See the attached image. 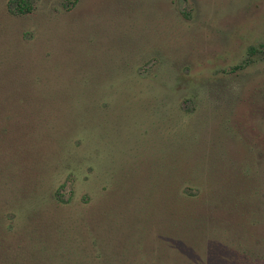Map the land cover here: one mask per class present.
<instances>
[{
  "label": "rangeland",
  "instance_id": "1",
  "mask_svg": "<svg viewBox=\"0 0 264 264\" xmlns=\"http://www.w3.org/2000/svg\"><path fill=\"white\" fill-rule=\"evenodd\" d=\"M7 1L0 72L20 71L27 90L35 76L59 96L55 127L72 126L67 144L88 155L74 176L60 165L45 182H67L66 207L17 219L9 241L30 264H264V58L250 53L264 44V0H34L26 15ZM83 85L101 110L92 136L72 110L87 105L75 95ZM190 141L222 189L257 192L254 207L202 201L175 223L172 199L156 195L168 177L157 160ZM187 176L178 189L193 184Z\"/></svg>",
  "mask_w": 264,
  "mask_h": 264
},
{
  "label": "trees",
  "instance_id": "2",
  "mask_svg": "<svg viewBox=\"0 0 264 264\" xmlns=\"http://www.w3.org/2000/svg\"><path fill=\"white\" fill-rule=\"evenodd\" d=\"M33 1L8 0L7 7L12 14L26 15L34 11ZM250 49L251 54L260 52L264 58V44L259 48ZM7 77H10L9 80ZM29 80L36 86L27 90L26 79L20 71H10L4 67L0 72V264H30L23 244L21 242L11 244L9 241L13 234H20L17 219L25 215L29 221L36 220L49 205L66 207L71 201L63 192L67 182H59L54 184L55 187L48 189H45V182L54 177L60 165H65L66 172L74 176L77 173V164L85 163L88 157L86 153L77 154L78 150L71 149V144H67L66 134L72 126L64 125L62 130L55 127L60 115L59 96L49 93L45 88L40 92L39 85L37 86L39 78L34 76ZM90 81L93 84L92 80ZM91 83L89 82L90 91L93 90ZM87 88L89 89L83 85V93L75 95L90 92ZM68 93L71 94L70 90ZM69 97L73 98L72 95ZM84 98L87 105L84 108L78 105L72 110H75L74 118L79 119L80 129L87 132L89 130L92 136L98 126L90 124V115L96 112L99 114L100 105L97 104V96L93 93L88 97L89 101L85 95ZM68 114L69 117H63L65 123L71 119L73 111ZM55 140L60 148L67 149L68 155L64 156L65 160L62 163L59 162L60 157L57 155L60 152L58 145L55 150L52 148V142ZM189 144L190 148L185 149L175 143L170 146L169 151L166 149L167 156L162 157L166 152L164 150L161 158L157 160L159 162L157 169L164 170L168 177L164 182H157L159 189L156 195L162 201L172 199L168 210L177 225L182 221V216L193 214L188 211H191V208L196 209L198 203L202 201L210 206L214 203L217 207L218 201L222 204L227 199L235 203L238 211L241 207L238 203L254 207L256 191L253 189L248 191L242 188L243 185L234 184L228 189H222L219 177L212 173L214 169L212 165L203 163L200 158L197 159V156L193 155L196 142L190 141ZM100 149L98 147V152ZM48 152L50 154L47 155ZM207 165L211 167L207 168ZM203 171L204 176L201 178L199 172ZM184 175H189L186 179L193 183L185 191L178 189V181L185 179ZM65 181H68V178ZM163 185L166 187L169 185V189L165 190ZM46 238L49 239L50 236L46 235Z\"/></svg>",
  "mask_w": 264,
  "mask_h": 264
}]
</instances>
